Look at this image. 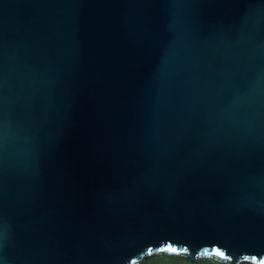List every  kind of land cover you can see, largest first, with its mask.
Returning <instances> with one entry per match:
<instances>
[{
	"label": "water",
	"instance_id": "water-1",
	"mask_svg": "<svg viewBox=\"0 0 264 264\" xmlns=\"http://www.w3.org/2000/svg\"><path fill=\"white\" fill-rule=\"evenodd\" d=\"M262 262L264 0H0V264Z\"/></svg>",
	"mask_w": 264,
	"mask_h": 264
},
{
	"label": "snow or ice",
	"instance_id": "snow-or-ice-1",
	"mask_svg": "<svg viewBox=\"0 0 264 264\" xmlns=\"http://www.w3.org/2000/svg\"><path fill=\"white\" fill-rule=\"evenodd\" d=\"M161 250L163 251V249H161ZM169 250H170V251H173V252L176 251L175 248H170ZM217 254L223 256V253H219V252H218ZM262 264H264V262H262Z\"/></svg>",
	"mask_w": 264,
	"mask_h": 264
}]
</instances>
